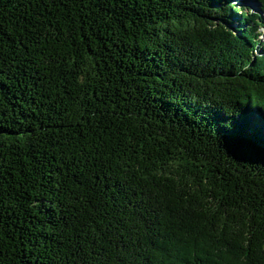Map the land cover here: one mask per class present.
<instances>
[{"label": "trees", "instance_id": "1", "mask_svg": "<svg viewBox=\"0 0 264 264\" xmlns=\"http://www.w3.org/2000/svg\"><path fill=\"white\" fill-rule=\"evenodd\" d=\"M233 2L0 0V264H264V24Z\"/></svg>", "mask_w": 264, "mask_h": 264}, {"label": "rangeland", "instance_id": "2", "mask_svg": "<svg viewBox=\"0 0 264 264\" xmlns=\"http://www.w3.org/2000/svg\"><path fill=\"white\" fill-rule=\"evenodd\" d=\"M233 5H235V6H237V7H239V8H245L244 10H246L247 12H249L251 15L252 14H255V13H258V12H260V10H261V6L258 4V3H256L255 1H253V0H241V1H234L233 3H232ZM263 15V20H264V13H262ZM238 15L239 16H241V13L240 12H238ZM232 18H235V19H237V17L236 16H233L232 15ZM239 19V18H238ZM238 19H237V21H233L232 22V24L230 25V27L232 28V27H235V28H232V29H234V31L235 32H238V33H240L239 32V30H240V28L239 27H237L236 26V22L237 23H239L238 22ZM241 23V22H240ZM239 23V24H240ZM235 25V26H234ZM241 25H243L242 23H241ZM240 25V26H241ZM258 36H259V41H262L263 43H264V30H259L258 31ZM254 54L257 56V55H260V54H264V51L262 50V47H259V49L258 50H256V51H254Z\"/></svg>", "mask_w": 264, "mask_h": 264}, {"label": "bare ground", "instance_id": "3", "mask_svg": "<svg viewBox=\"0 0 264 264\" xmlns=\"http://www.w3.org/2000/svg\"><path fill=\"white\" fill-rule=\"evenodd\" d=\"M236 1V0H234ZM236 25H237V22H236ZM259 38V37H258ZM257 41L259 42V44L261 45L262 41H259V39H257Z\"/></svg>", "mask_w": 264, "mask_h": 264}]
</instances>
